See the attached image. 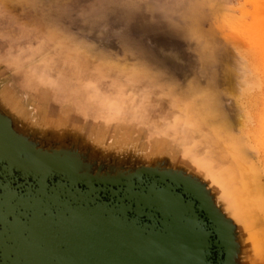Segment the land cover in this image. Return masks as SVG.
<instances>
[{
  "label": "rangeland",
  "instance_id": "obj_1",
  "mask_svg": "<svg viewBox=\"0 0 264 264\" xmlns=\"http://www.w3.org/2000/svg\"><path fill=\"white\" fill-rule=\"evenodd\" d=\"M0 130L12 189L171 179L264 264V0H0Z\"/></svg>",
  "mask_w": 264,
  "mask_h": 264
},
{
  "label": "water",
  "instance_id": "obj_2",
  "mask_svg": "<svg viewBox=\"0 0 264 264\" xmlns=\"http://www.w3.org/2000/svg\"><path fill=\"white\" fill-rule=\"evenodd\" d=\"M38 180L26 192L0 186V264H216L218 240L225 264V230L171 179L85 188Z\"/></svg>",
  "mask_w": 264,
  "mask_h": 264
},
{
  "label": "bare ground",
  "instance_id": "obj_3",
  "mask_svg": "<svg viewBox=\"0 0 264 264\" xmlns=\"http://www.w3.org/2000/svg\"><path fill=\"white\" fill-rule=\"evenodd\" d=\"M6 129V128H5ZM0 131H2V130H0ZM0 157L1 158H3V154H0ZM1 162V161H0ZM9 166L10 167H8V165L7 166H4V167H6L5 169H6V172H3V171H0V186H2V187H7V189L8 188H12V186H13V184H12V181H10V179H8L11 175H15V170H17V169H13L12 168V166L9 164ZM48 176H49V174H46V175H42V177H40V178H37V179H39L38 180V182L39 183H48L47 181H48ZM4 177H7V179H5ZM12 177V176H11ZM13 178V177H12ZM65 182H67V181H62V180H59V184L60 185H63L64 187H70L69 186V183H65ZM35 183V182H34ZM34 183H31L30 184V186L31 185H33ZM109 183V182H108ZM111 183H114V182H111ZM72 185V184H71ZM90 187H92V188H94V186H90ZM0 190H1V188H0ZM14 190V189H13ZM198 203V202H197ZM201 205V204H200ZM201 213L203 214V216L205 215V217H206V219H207V221H209V222H212L211 221V219L207 216V211H205L204 210V208H202V210H201ZM212 226H213V230H212V232L215 234L216 233V230L218 231V227H217V223H215V221H213V223H212ZM219 243V251L220 252H222V254H223V252L225 251V246H224V242H223V245L221 246V244H222V241L221 240H218L217 241V244Z\"/></svg>",
  "mask_w": 264,
  "mask_h": 264
}]
</instances>
